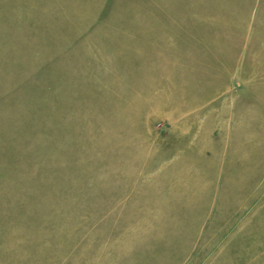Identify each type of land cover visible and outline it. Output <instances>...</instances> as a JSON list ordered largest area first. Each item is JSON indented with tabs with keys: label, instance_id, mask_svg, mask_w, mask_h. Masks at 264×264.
I'll use <instances>...</instances> for the list:
<instances>
[{
	"label": "rangeland",
	"instance_id": "1",
	"mask_svg": "<svg viewBox=\"0 0 264 264\" xmlns=\"http://www.w3.org/2000/svg\"><path fill=\"white\" fill-rule=\"evenodd\" d=\"M0 264H264V0H0Z\"/></svg>",
	"mask_w": 264,
	"mask_h": 264
}]
</instances>
